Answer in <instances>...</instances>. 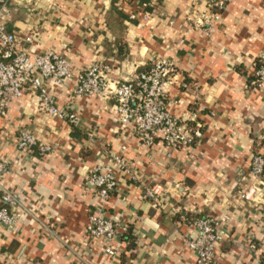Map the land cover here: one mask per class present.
I'll return each instance as SVG.
<instances>
[{"label":"crops","instance_id":"1","mask_svg":"<svg viewBox=\"0 0 264 264\" xmlns=\"http://www.w3.org/2000/svg\"><path fill=\"white\" fill-rule=\"evenodd\" d=\"M207 1H11L6 25L22 49L32 56L54 50L75 70L107 63L112 87L156 59L172 61L169 110L202 135L169 150L160 132L147 145L122 126L114 98L77 95L75 79L48 84L57 104L80 116L73 128L43 112L38 90L27 86L0 114V204H7L4 192L16 200L8 205L16 223L0 225L4 263L197 264L188 218L210 216L222 237V264H264V183L250 174L253 155L264 154V83L248 86L264 52V0H230L211 31L198 25ZM24 130L50 150L20 148ZM96 165L117 178L106 217L128 227L112 242L115 255L87 233L96 201L88 176ZM144 187L155 189V200Z\"/></svg>","mask_w":264,"mask_h":264},{"label":"built area","instance_id":"2","mask_svg":"<svg viewBox=\"0 0 264 264\" xmlns=\"http://www.w3.org/2000/svg\"><path fill=\"white\" fill-rule=\"evenodd\" d=\"M11 1L0 0V114L6 115L11 105L21 98L24 89L33 86L39 92L40 109L43 112L51 117L66 120L73 128H79L80 116L59 106L47 87L52 82L61 85L67 79H75L77 95L114 98L122 126H130L138 138L147 145L153 144L160 132L169 150L192 146L197 137L202 135L200 128L192 121L179 119L169 110L167 86L174 82L177 74V68L172 61L156 59L149 69L136 73L132 80L118 81L112 87L107 77L110 71L107 63L95 61L87 69L75 70L71 62L54 50L32 56L22 49L20 38L6 25ZM229 1L208 0L207 9L199 19L198 25L208 26L210 31L213 30ZM26 40L32 41L33 36L27 37ZM262 83L264 52L253 63L252 79L248 86L256 89ZM19 146L27 152L39 146L41 155L50 150L49 144L38 143V138L31 130L21 132ZM116 160L125 167L120 157ZM127 172L130 173L128 169ZM250 174L264 183V154L258 152L253 155ZM132 177L140 182L137 177ZM88 184L96 201L95 208L89 215L87 233L95 239H104L107 243L106 252L115 255L112 242L117 241L128 231V227H121L105 214V204L117 188L116 175L107 165H96L90 171ZM145 197L155 200V189L146 187ZM2 199L7 204H0V225L11 228L16 223V218L8 205L14 204L16 200L7 192H4ZM261 213L264 216V200L261 204ZM188 224L197 232L189 240L195 251L197 264H222L217 255L222 237L215 219L210 216H196L188 220ZM121 228L123 232L120 233ZM3 260L0 254V264H6Z\"/></svg>","mask_w":264,"mask_h":264},{"label":"trees","instance_id":"3","mask_svg":"<svg viewBox=\"0 0 264 264\" xmlns=\"http://www.w3.org/2000/svg\"><path fill=\"white\" fill-rule=\"evenodd\" d=\"M147 0H139V2H140V4H144V2L148 5L149 3L148 2H146ZM151 67V66H150ZM149 67V68H150ZM148 68V69H149ZM145 70H147V69H143V70H140V72L141 71H145ZM252 73H253V71H252ZM252 73H251V76H252ZM252 79V78H251ZM4 205V204H3ZM6 205V204H5ZM193 217L191 216L190 218H188V220H190V219H192Z\"/></svg>","mask_w":264,"mask_h":264}]
</instances>
